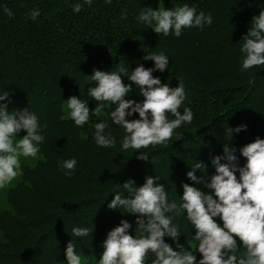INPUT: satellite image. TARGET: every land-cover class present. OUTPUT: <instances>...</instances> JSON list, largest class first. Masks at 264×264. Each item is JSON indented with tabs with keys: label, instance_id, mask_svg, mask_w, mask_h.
<instances>
[{
	"label": "trees",
	"instance_id": "16d2710c",
	"mask_svg": "<svg viewBox=\"0 0 264 264\" xmlns=\"http://www.w3.org/2000/svg\"><path fill=\"white\" fill-rule=\"evenodd\" d=\"M159 1L165 9L188 5L197 14L210 13L213 22L184 28L179 37L171 32L164 36L139 19L146 8L155 10V0H92L91 5L84 0H0V93H9L10 113L27 108L37 116L44 137L36 158L21 157L22 175L0 188V264H67L70 241L83 261L96 264L107 233L122 219L132 225L129 234L139 235L136 215L123 207L108 208L114 194L128 196L125 181L131 179L139 187L146 176L154 175L165 185L170 203H182L184 183L215 198L205 186L215 174L212 156H223L227 143L236 148L238 165L243 166L246 158L239 149L257 137L264 139V65L244 70L246 54L241 51L252 18L264 11V0ZM77 3L83 7L74 12ZM35 9L39 15L32 19ZM160 52L168 56V68L152 74L170 87L183 84L179 111L190 108L193 121L177 128L166 144L139 152L122 150L126 132L110 118L116 105L90 96L88 89L96 86L90 75L94 69L115 72L123 65L127 73L120 75L125 84H132L127 77L137 65L154 66L143 57ZM71 96L90 110L104 104L99 120L107 122L104 134L115 138L114 147L96 144L95 123L77 126L64 117L63 105ZM125 99L142 102L144 97L133 85ZM138 118V113L126 117ZM168 118L175 117L168 113ZM241 124L246 130L226 140L228 128ZM25 134L21 130L14 141ZM139 153L149 159H137ZM72 158L77 164L68 174L62 165ZM198 161L205 165L196 170L204 183L194 184L186 173ZM236 175L239 179L238 171ZM168 215L181 233L176 241L165 236V242L174 250L183 245L201 259L186 211ZM214 219L222 226L219 217ZM75 227L88 228L89 235L75 236ZM237 243L239 255L245 249L238 238ZM153 258L150 253L145 264Z\"/></svg>",
	"mask_w": 264,
	"mask_h": 264
},
{
	"label": "clouds",
	"instance_id": "9594fccd",
	"mask_svg": "<svg viewBox=\"0 0 264 264\" xmlns=\"http://www.w3.org/2000/svg\"><path fill=\"white\" fill-rule=\"evenodd\" d=\"M84 3L91 5L92 0H84ZM82 7L79 3L74 4L73 11L79 12ZM38 15L39 10L35 9L31 18L35 19ZM139 19L148 24L156 34L168 36L171 32L176 37L182 34L184 28H201L213 22L210 13L206 15L201 11L197 14L196 9L188 5L175 9L153 10L148 7L141 12ZM251 22L252 26L244 36L245 42L241 48L246 54L242 62L244 70L264 65V11L254 16ZM143 59L154 61V66L146 68L142 64L137 65L127 77L132 84H125L120 75L127 73L123 65L115 72L94 69L90 75V80L96 82L95 87L88 89L90 96L97 102L107 101L116 105L110 118L126 132L122 150L134 149L139 152L142 148L166 144L177 128L193 121L190 108L185 107L183 113L179 111L185 99L183 84L170 87L166 83L162 84L152 74L155 70L163 72L168 68V56L163 52L148 53ZM133 85L139 87V93L144 97L142 102L125 99ZM9 103V93H0V188L6 187L22 175L21 157L36 158L38 146L44 141L39 132L37 116L27 108L10 113ZM67 108L75 125L83 126L89 122L90 116L99 120L104 104L99 103L90 110L86 102L77 96H71L67 100ZM133 113H138L139 118L126 119ZM168 113L175 118L170 120ZM107 126L104 120L95 123V142L104 148L114 147L116 144L114 137L104 134ZM246 127L244 124L229 127L226 140H231L234 132L239 133L246 130ZM21 130H25L26 134L14 141ZM239 152L246 158L243 166L238 165L236 148L227 143L223 147V156H212L215 174L205 186L213 190L215 198L212 194L184 183L182 203L177 204L174 200L170 203L165 185L158 183V178L154 175L146 176L139 187H135L131 179L125 181L122 187L127 190L128 196L122 198L120 193L114 194L108 208L123 207L128 214L136 215L139 235L134 237L129 234L128 230L132 225L122 219L119 225L107 233L103 252L96 264H145V258L150 253L154 255L151 264H264V139L255 138L242 146ZM137 159L149 158L147 154L139 153ZM76 164V159L72 158L64 161L62 167L71 174ZM201 168L204 170L205 165L198 161L186 173L194 184L204 183L203 176L196 175V170ZM182 210L186 211L188 221L195 228L192 239L198 242L196 251L202 257L199 260L183 245L177 244L178 250H174L165 242V236L176 241L181 233L168 214L174 213L178 217ZM215 217L220 218L222 226ZM89 231L88 228L80 227L72 229L77 237L88 236ZM237 238L245 249L239 255ZM65 255L67 264H90L76 253L71 241L66 246Z\"/></svg>",
	"mask_w": 264,
	"mask_h": 264
},
{
	"label": "rangeland",
	"instance_id": "374dc122",
	"mask_svg": "<svg viewBox=\"0 0 264 264\" xmlns=\"http://www.w3.org/2000/svg\"><path fill=\"white\" fill-rule=\"evenodd\" d=\"M155 3H156V8H164V6L162 5V3L159 0H155ZM63 112H64V117L70 118L69 109L67 108V104L63 105ZM103 117H104V113L102 114V116L99 119H101ZM97 121H98V119L96 117L90 116L89 123H96Z\"/></svg>",
	"mask_w": 264,
	"mask_h": 264
}]
</instances>
